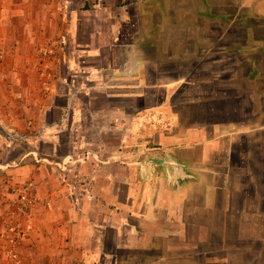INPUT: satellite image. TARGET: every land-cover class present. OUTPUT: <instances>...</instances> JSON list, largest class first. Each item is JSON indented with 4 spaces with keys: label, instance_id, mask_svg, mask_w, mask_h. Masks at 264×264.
<instances>
[{
    "label": "crops",
    "instance_id": "obj_1",
    "mask_svg": "<svg viewBox=\"0 0 264 264\" xmlns=\"http://www.w3.org/2000/svg\"><path fill=\"white\" fill-rule=\"evenodd\" d=\"M257 1L261 5L250 15ZM197 2L199 11L214 8L216 23H223L224 13L235 14L230 23L241 17L245 24L244 18L256 25V19L264 21L258 14H264V0H0V49L6 50L0 56V90L7 92H0V158L6 159L0 161L6 172L0 181L8 174L33 181L45 201L32 209L26 224L28 264H190L194 259L222 264L238 254L264 259V223L247 215L252 209L264 214V94L256 93L254 81L241 84L234 74L203 84L191 75L166 77L155 60L171 62L166 51L151 45L145 55L138 43L128 49L117 44L120 26L128 23L155 24L153 30L161 29L156 24L194 23ZM142 31L146 35L144 26ZM168 32V38H153L178 42L170 52L179 65L185 56L177 48L194 37L182 29L175 38ZM83 34L86 42L78 43ZM61 39L70 49L69 70H79L72 57H81L85 79L78 82L72 73L63 85L65 104L38 110L29 93L32 77L46 69L45 43ZM55 48L50 46L49 54ZM120 52L133 57V68L141 73L133 83L142 87L147 82L141 75L150 70L144 57H151L156 76L149 88L156 94L96 93V72H108L111 80L116 71H126L125 60H116ZM101 56L108 61L102 63ZM76 82L84 93L71 90ZM184 88L195 89L202 101L176 110ZM217 91L229 97L210 96ZM53 94L41 97L42 103L51 104ZM48 115L58 118L50 122ZM28 123L36 133L47 125L48 134L36 142L8 138L28 133ZM14 146L25 148L19 164L7 161ZM64 162L66 171L58 168ZM75 176L90 184L83 199L67 191L68 178ZM239 205L246 216H239Z\"/></svg>",
    "mask_w": 264,
    "mask_h": 264
},
{
    "label": "rangeland",
    "instance_id": "obj_2",
    "mask_svg": "<svg viewBox=\"0 0 264 264\" xmlns=\"http://www.w3.org/2000/svg\"><path fill=\"white\" fill-rule=\"evenodd\" d=\"M255 3V9L251 10L250 15L255 12H257V8L261 5L260 1L254 2ZM258 4V6H257ZM195 9V12L192 13L191 18L192 22L191 24H185V25H176L172 27L173 23H171L169 26L168 24L164 23L163 25H159L161 29L159 30H153L155 24H145L144 29L146 30V35L143 36V26L142 24H134V23H128L123 26H120L121 31L118 35V46L128 49L129 47L134 46L136 43L139 44L140 51L142 54L147 55V52L150 51V46L154 47L155 49H162L163 51H166L167 57L171 60L168 61L165 57H158L157 60L160 63V68L163 70L164 75L166 77L173 76L172 78H175V76H189L191 75V80L195 81H201L200 84L206 83L210 81L211 79H215L218 81L219 76L223 77H233L234 74V80H238L241 82L244 79H248L255 82V87L258 89H255L256 93L262 92V95L264 94V21L260 19H256V23H251L250 19L244 18V21H248V23H242L241 17L237 24L230 23L231 19L235 17V14L226 15L224 13L223 15V23H216L213 20L214 17V8H202V11L200 10V6L197 5L193 8ZM258 14L262 17H264V14H261V12H258ZM249 15V13H247ZM198 16V17H197ZM250 18V17H249ZM251 18H254V16H251ZM259 18V17H257ZM157 20L156 19H153ZM159 20V19H158ZM151 21V20H150ZM149 21V22H150ZM151 21V23H153ZM197 21H200L201 24H196ZM206 21L207 23H202ZM250 21V22H249ZM247 27L245 28V26ZM108 26V25H107ZM92 28V27H91ZM91 28L89 30H91ZM152 28V32H151ZM165 28V29H164ZM164 29V30H163ZM184 30L187 37H194L191 38L192 40H184V48H177L178 51H183L182 54L185 56L183 61L185 65L182 66L173 64L174 63V53H171L170 51H175V45L178 43L175 39L171 40H159L156 38H153L154 34L159 35L162 39L168 38V31L170 30V37H174L178 35V33ZM251 32V33H250ZM253 32V33H252ZM84 35V38H79L78 43L86 42V35ZM248 35V36H247ZM249 35L251 36V39L249 38ZM121 36V38H120ZM143 36V41L141 37ZM253 37V38H252ZM60 43L55 44L54 40L47 41L45 44L47 45V48L49 49L50 46L56 47V48L50 53V51L47 49L46 54V69L44 72L35 73V75L32 77L34 79V83L32 82V87L29 89V93L32 95V99H34L36 102V105H33L38 110L39 108L49 106H56L60 107L63 106L66 102V99L63 95L66 94V89L68 87H63L66 81H70L71 78L74 76V78H77L78 82L85 79L81 73V67L84 68L82 65V59L81 57L78 58V56H73L72 59H76L79 63V70L75 67L73 68L78 71H70L68 68V60L71 59L70 54L68 53L70 51L68 45L66 46L63 39L59 40ZM157 42V44H154ZM107 44V43H105ZM137 44V45H138ZM170 45L167 47V45ZM76 45L74 44V47ZM110 45L107 44V46L104 45L103 48H107ZM61 48H63L61 50ZM5 52V53H4ZM121 54H118L119 56L116 57V60H118L119 63L123 62L125 60L126 65V71L120 72L116 71L115 75L116 78H112L109 80L107 78L106 72H96V75L94 79L92 80L94 85L97 83H100L96 87L98 88L97 94L101 92H106L107 95H131L134 93H137L139 91H143V96H152L156 93L151 92L150 83L152 82V79L155 78L156 74L155 72H152L151 70V57L147 56L144 57L147 59L148 62V68L149 71L145 72V74L142 73L141 78H143V83L147 82L146 84H143V87L140 85H135L133 82L138 80L140 77L139 74H137V69L133 68L134 60L133 57L125 56L124 52H120ZM0 56L4 58V55L6 54V50L0 49ZM44 56V54H43ZM108 56H101V62L105 63L108 61ZM176 62V61H175ZM90 65L95 64V62H90ZM179 68L181 69H177ZM234 68L238 71L237 73H234ZM192 70H196L191 72ZM6 73V72H5ZM75 75H71V74ZM200 73V74H198ZM198 74V75H197ZM4 73H2V78H4ZM159 75V73H157ZM22 77V76H21ZM226 77V78H227ZM28 78V77H27ZM127 78L126 85L123 84V80ZM73 79V78H72ZM38 80V81H37ZM76 80V81H77ZM227 80V79H225ZM4 81H6V78L3 80V84L1 87L4 86ZM78 82L74 84L71 90H76L84 93L83 88L80 89V87H77ZM191 82V81H190ZM149 83V84H148ZM214 83V81L212 82ZM34 84V85H33ZM123 84V87H121ZM226 85V84H225ZM238 85V84H237ZM206 86V85H205ZM52 87V88H51ZM121 87V88H120ZM204 88V87H203ZM26 89V88H25ZM100 89V90H99ZM232 87H229L228 93L230 90H232ZM260 89V90H259ZM24 90V89H23ZM23 90H20L23 92ZM54 93L55 100L50 104V102L42 103V98L48 96V93ZM54 90V91H53ZM88 90H90L88 88ZM219 90V89H218ZM75 94H77V92ZM154 91V90H153ZM1 94H4L7 96V92L5 87L2 88V91L0 90ZM73 92V93H74ZM244 92V91H243ZM161 94H164V92H160ZM159 93V94H160ZM181 93V91H180ZM182 100L174 102L175 109L176 110H186V104H192V107H195L196 101H202V99L198 98L200 96L198 92L195 89L192 88H184L182 90ZM26 94V93H25ZM82 94V93H81ZM103 94V93H102ZM140 94V95H142ZM179 92L177 93V95ZM198 94V95H197ZM212 94V95H210ZM208 95L212 96L213 98H217L218 95H224L217 92H212ZM96 95V94H94ZM227 95V94H226ZM19 96V95H18ZM44 96V97H43ZM170 96V93L168 94ZM228 96V95H227ZM229 97V96H228ZM221 98V96H220ZM40 101V104L37 101ZM47 100V99H46ZM187 102V103H186ZM209 105V104H208ZM13 108V106H12ZM17 112L22 113V106L17 105L15 107ZM19 115V113H17ZM16 119L17 117H13ZM47 118H50V122H54L58 117L57 115H54L53 117L51 115H48ZM22 119V118H21ZM1 123V121H0ZM29 124V123H28ZM17 131H21V129H13ZM18 133V132H15ZM26 134V133H25ZM34 134H36V131H34ZM15 147V146H14ZM25 148L23 146L15 147L13 148L10 156L7 155V161L14 162V164H19L21 160H18V158L22 155V152ZM66 147H63V152H65ZM7 153V152H6ZM0 152V157H1ZM8 154V153H7ZM5 158H0V161H5ZM8 162H5V165ZM1 171H4V169L0 168ZM0 175L6 176V172L4 173L0 172ZM7 179L2 178L0 181V264H28V259H25L24 257V248L27 245V241L29 238V234L27 233L28 227L26 226L28 222V218L32 212L29 211L28 213H20L19 206H20V190L21 186H23L27 182L30 184L35 192L38 194L37 185L33 183V181H29L26 179L21 178V180H17L14 178L13 175L8 174ZM75 177H70L67 180V186H68V193L71 195H74V191L72 187L70 186L71 179H74ZM42 198V197H40ZM43 199V198H42ZM242 207L239 205V216H246V209L241 210ZM251 218H254L256 220V223L259 224L260 222L264 223L262 216L264 214H261L257 212V214L254 213V209H252L250 212ZM250 220V219H249ZM252 220V219H251ZM263 241V239H262ZM264 250V249H263ZM239 257V258H238ZM236 259H221L222 264H264V259H249V256L243 255L239 256ZM204 259H202L203 261ZM209 260V259H208ZM212 264H214V259L211 260ZM200 263L198 259H194L191 261L190 264H197ZM188 264V263H184Z\"/></svg>",
    "mask_w": 264,
    "mask_h": 264
},
{
    "label": "built area",
    "instance_id": "obj_3",
    "mask_svg": "<svg viewBox=\"0 0 264 264\" xmlns=\"http://www.w3.org/2000/svg\"><path fill=\"white\" fill-rule=\"evenodd\" d=\"M28 130L33 133V127L32 124H28ZM47 132V127L45 125H42L39 133L35 135H31L30 137H27L26 135H11L10 138H17L18 140L24 141L28 138H32L35 140H39L42 136H44ZM36 157V155H34ZM37 158V157H36ZM65 162L63 165H59V168L62 170H65L64 168ZM70 186L72 187L74 193L76 194L78 199H83L88 196L89 191H90V184L89 182L82 178V177H76L74 179H71ZM20 206H19V211L22 213H28L30 209L34 206L37 205H42L43 201L42 199L38 196V194L35 192L34 188L30 185L25 183L23 186H21L20 190Z\"/></svg>",
    "mask_w": 264,
    "mask_h": 264
},
{
    "label": "clouds",
    "instance_id": "obj_4",
    "mask_svg": "<svg viewBox=\"0 0 264 264\" xmlns=\"http://www.w3.org/2000/svg\"><path fill=\"white\" fill-rule=\"evenodd\" d=\"M59 43H60V41H59ZM46 127H47V125H45ZM32 127H33V125H32ZM48 129V128H47ZM34 131V130H33ZM27 132L28 133H26V134H20V133H9L8 134V138H10V136L11 135H17V134H19V135H26L27 137H30L31 135L33 136V135H35L34 134V132L33 133H31L29 130H28V126H27ZM37 133H39V132H37ZM36 133V134H37ZM48 134V132H46V135ZM43 137V136H42ZM42 137L39 139V140H35V139H32V138H28V139H26V140H24V141H22V142H24V143H26L27 141H34V142H36V141H40L41 139H42ZM11 140H18L17 138H11ZM19 141H21V140H19ZM35 154L33 153V156H34ZM35 157V156H34ZM36 157H37V161H39L38 160V155H36ZM35 157V158H36ZM70 164V163H69ZM58 168H59V166H58ZM60 170H62L61 168H59ZM62 171H66V169L65 170H62ZM76 177H81V176H76ZM82 178H84V177H82ZM85 179V178H84ZM74 195L76 196V194L74 193ZM39 196V195H38ZM19 197H20V195H19ZM77 197V196H76ZM42 199V198H41ZM78 199V198H77ZM42 201H43V204L42 205H44V203H45V201L42 199ZM37 206H41V205H37ZM34 207H36V206H34ZM34 207H32L31 209H30V211L34 208Z\"/></svg>",
    "mask_w": 264,
    "mask_h": 264
}]
</instances>
